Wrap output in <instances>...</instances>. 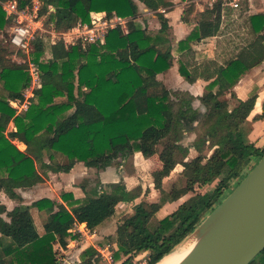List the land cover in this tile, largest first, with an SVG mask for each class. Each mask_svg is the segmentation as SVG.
<instances>
[{
  "label": "trees",
  "instance_id": "obj_1",
  "mask_svg": "<svg viewBox=\"0 0 264 264\" xmlns=\"http://www.w3.org/2000/svg\"><path fill=\"white\" fill-rule=\"evenodd\" d=\"M7 1L0 0L1 31L12 23L3 7ZM16 1L24 8L34 0ZM38 1L40 15H47L45 26L57 32L67 31L79 20L89 22L91 12L106 11L127 18L128 33L117 27L109 31L104 44L86 47H67L60 41L52 46L49 59L44 58L42 38L37 37L32 56L40 68L42 86L22 112L10 100L25 99L31 77L28 64L14 61L12 55H26L15 50L10 37L0 40V87L8 93L7 98L0 96V193L19 203L12 209L0 203V264H63V251L81 236L75 230L77 224L86 223L90 230L101 232L114 219L115 233L100 244L116 245L115 261L134 264L135 258L147 253V264H158L221 203L231 183L238 181V185L264 155V148L249 138L252 122L264 119L263 111L249 120L258 88L245 99H238L234 92L241 78L264 62V10L251 12L249 0H240V16L231 19L223 13L224 0L203 3L202 10L194 0H183L189 4L181 19L190 30L174 47L165 14L174 8L173 0H140L157 15L161 24L157 31L136 20L141 13L137 0ZM209 38H216L215 59L196 61L194 45ZM174 50L186 81L209 82L199 97L207 109L203 114L193 106L191 93L172 96L158 79L173 66ZM200 122L206 129L203 145H195V157L179 161L180 136ZM11 123L14 128L9 130ZM15 141L26 148L20 149ZM136 152L159 154L162 168L156 175L161 180L181 162L185 183L178 179L165 190L160 181L162 197L156 202H136L141 187L129 190L116 183L111 191L83 197L67 191L61 200L44 197L23 204L18 190L43 183L48 170L68 173L78 162L106 169ZM196 180L204 189L199 201L181 203L164 214L166 203L197 190ZM215 181L217 186L208 190ZM122 204H130L128 210H120ZM32 209L38 211L43 233ZM80 256L79 264H103L94 246ZM249 264H264V250Z\"/></svg>",
  "mask_w": 264,
  "mask_h": 264
},
{
  "label": "rangeland",
  "instance_id": "obj_2",
  "mask_svg": "<svg viewBox=\"0 0 264 264\" xmlns=\"http://www.w3.org/2000/svg\"><path fill=\"white\" fill-rule=\"evenodd\" d=\"M254 1H255V4L257 3V5H255V7H251L252 11H258V9H260V10L264 9V0H254ZM137 2H141V1L137 0ZM141 3H143V2H141ZM180 3L183 4V7H186L189 4L188 1H180ZM203 3H207V2L205 0H203V1L200 0V4L202 5ZM41 5H42V3L40 1L34 0L31 7H34V9H39V11H40ZM144 5L143 6L141 5V6L147 7L146 5L145 6ZM242 7H243V4L240 1V7H238V8H231V7L226 8L224 10L225 15L230 14L231 16L229 18L235 19V18L240 16V11H241ZM199 10H201V9H199ZM150 11H152V10H150ZM145 13H146V11L141 9V14H139V16L137 17V21L141 25H143V27H146L148 30L149 29H151L153 31L157 30L161 26L158 17H157V19H155L153 17L148 18V17H146L147 15H145ZM43 18H44V22L46 23L47 15H43ZM224 19L227 20L228 17H226ZM12 25H13V23H11V25L8 26L5 31L0 30V38L3 37V39H4V37H5L6 40L9 39L10 30H11ZM170 35L171 36L173 35L172 30H169V37H170ZM175 39L176 38H174V36H173V39H171V41L173 40L172 42H174ZM215 44H216L215 40H208L207 43L204 46H202V48H200V50H199L200 54L203 53L205 55H208V54L215 55V53L213 54V52H214L213 47ZM46 51L47 52H45L44 58L49 59L51 57V51L49 48L46 49ZM123 53L127 54V52H125V51H123ZM30 58L32 59V55H30ZM12 59H15V60L18 59L22 62V58L19 55H13ZM165 87L172 93V96H174L176 92L184 91L181 88V85L176 84V83L171 84V85H166ZM0 96L4 97V98L8 97V93H6L2 89V87H0ZM228 97H229V94H228ZM58 100H62V98H58ZM198 103H201V101L198 102L195 99L193 101V106L197 105L196 108L202 114L205 113L207 110L205 105H203L201 103V106H199ZM11 128H12V125L10 124L8 126V129L10 130ZM205 132H206V129L202 126V122H200L196 125L195 129L185 131L180 136V139L178 142H179V144L182 145V147L177 152V158L179 161L193 158L198 154V150H197L198 144H200V143L202 144V139L204 138ZM195 145L197 146V148ZM162 146H163V144L159 146V149H161ZM204 148H206V145H204ZM206 152L208 154L211 153V151H208V150H206ZM144 157L146 160L141 159V158L140 159L136 158V154H132V155H129L127 157H120L113 165H111V167L113 166V171H114L113 172V178L103 176L102 170L96 169V168L95 169H89V170L83 169V173L80 174V176L76 177V182H74L73 180L72 181L66 180V179L64 180V179H61L60 177H55V178L49 177L48 178L49 182H47L45 180V183H43V184H46L44 186L45 192L44 193L41 192L39 196H42L44 194H48L51 197L61 198V195L65 192V189L68 188L69 187L68 185L71 184L70 188H73L75 194L78 197H80V196H84L86 193L93 194L95 191H111L114 184L121 183V184L125 185L126 188L129 190L134 189L136 187H141L142 193H141V196L136 199V202H139V201L156 202V201H159L162 197L161 189L158 186L160 181L162 182V187L165 190H169L172 183L176 182L178 179H181V182L185 183V181H186L185 178H182V176H181V173H182V170L184 167L181 162H179V164H177V166L172 171L170 176L165 177L161 180L156 175V172L162 168V162L159 158V154L155 153V154H152L151 156H145L144 155ZM148 158H153V162H149V161L147 162ZM255 162H257V159L253 160L251 165H253ZM52 173H54L55 175L59 174V172L54 171V170ZM45 174H46V172L44 173V175ZM217 183L218 182L215 181V183H213L211 186H209V189L213 190L217 186ZM237 183H238V181H233L231 183L230 188L225 192V195L229 194L235 188ZM196 187H197V190L195 191V193H190L189 196H187V198L189 197L188 202H195V201L198 202L199 201L200 195H201V193H203L204 189L202 188V185H196ZM46 189H47V191H46ZM27 197H29V200H28L29 202L36 198V197H32V196H27ZM13 203H14V205L17 204L15 201H13ZM129 206H130V204H122V205H120L119 209L122 210L125 208L126 210H128ZM34 215H35V218H36V221H37V224L39 226L40 231H43L39 217L35 213H34ZM116 220L117 219H114L107 227L103 228L101 230V233H99V231H97L96 235L93 238L91 237V238L87 239V237H84L83 240H80L79 245L78 244L71 245L68 248V250L66 251L65 256H64V259L69 261L70 263H64V264H79V262L81 261L80 255H81L83 250H85L86 248H88L90 246L96 247L95 245L100 244V241H104V237L106 235L115 233L116 227H117V221ZM92 231H94V230H92ZM87 233H89V231H87ZM189 237H187V239ZM91 243H95V245H93ZM100 246H103V245L100 244ZM100 246L98 245L97 248H100ZM139 259H141L140 261H142V259H144V256H142V254H141L140 256L135 258L134 263L136 262L138 264L140 262ZM103 264H107V263L105 261H103Z\"/></svg>",
  "mask_w": 264,
  "mask_h": 264
},
{
  "label": "crops",
  "instance_id": "obj_3",
  "mask_svg": "<svg viewBox=\"0 0 264 264\" xmlns=\"http://www.w3.org/2000/svg\"><path fill=\"white\" fill-rule=\"evenodd\" d=\"M9 1H12V0H8L7 2H9ZM173 1L175 3L174 8L172 10L166 12L165 14H166V16L169 19V30H172V33H173L172 36L170 35L169 39H170L171 44L175 47V45H177L179 40L182 39L189 32L190 28L184 22H182V19H181V16H182V13H183V10H184L185 7H183V4L180 3V1H183V0H173ZM194 1L197 4V7L202 10L203 9V6H202L203 4L202 5L200 4V0H194ZM206 2H208V1H206ZM138 4H139V7H140V10L142 9V10L146 11V13H145V15H147L146 17H148V18L153 17V18L157 19V15L154 14V12L150 11L147 7H142L144 5L143 3L138 2ZM255 5H257V3L255 4L254 0H249V9H250L251 12H259V11H263L264 10V9H261V10L258 9V11H252L251 7H255ZM136 20H137V18H136ZM159 29H160V27L157 30H159ZM149 30H151V29H149ZM157 30H155V31H157ZM10 32H11V30H10ZM173 36H174V38H176L174 40V42H172L173 40L171 41V39H173ZM2 39H3V37L0 38V40H2ZM208 40H215L216 41V38H209L206 41H203V42H201L199 44H195L194 45L196 61L202 62L206 58L215 59V55H211V54L205 55L203 53L200 54V52H199L200 48H202V46H204L207 43ZM213 51H214L213 52V54H214L215 51H216V44L213 47ZM173 53H174V56L176 58L175 61H174L173 66L170 69H168L166 72L159 74L158 75V79L160 81H162L165 86L166 85H171V84H174V83L180 84L181 88L184 91H188L189 93H191L195 97L196 101L200 102L199 97H201L204 94V92L206 91V86L208 85L209 82L206 81L203 78H199L194 83H190V82L186 81L180 75L179 70H178V63H177L178 55H177L175 50H174ZM13 60L18 62V63H20L19 62L20 60H18V59H16V60L13 59ZM256 87L258 88V98L256 100L254 109H253L252 113L249 116V120L250 121L253 120V117L255 115L262 114L263 111H264V62H262L260 65H258L256 67L252 68L245 76H243L241 78V80L238 82V84L234 87V92L236 93V96H237L238 99H245L248 96V94L251 92V90L256 88ZM198 105L201 106V103H198ZM194 106H195V108L197 107V105H194ZM11 125H12L11 129H13L14 128L13 123H11ZM249 138L258 147L264 148V119L256 121V122H252V130H251V132L249 134ZM15 142H16V144L18 145V147L20 149L24 150L26 148L25 144L20 143L18 141H15ZM135 154H136V158L145 159V157H144V155L142 153L136 152ZM148 161L149 162H153V158H148L147 162ZM83 169L89 170V169H95V168L87 167L83 163L78 162V163H76L74 165V168L68 173L59 172L58 175H55L54 173H52L53 170H48L46 172V174L44 175V177H45V180L47 182H49L48 181L49 177H53V178L60 177L61 179H64V180L65 179L66 180H70V181L73 180L74 182H76V177L80 176V174L83 173ZM101 170H102V175L103 176H106V177H109V178H113V172H114L113 171V166L112 167L110 166V167H108L106 169H101ZM43 183H45V181ZM43 183L37 184V185H35V186L31 187V188H25V189H19L18 190L19 193L23 197L24 205H27V204L31 205L34 201H36L38 199H41V198H44V197H49V198H52V199L61 200V198L51 197L48 194H44L42 196H39L41 192H43V193L45 192V190H44L45 187L44 186L46 184H43ZM213 183H215V182H213ZM195 184L200 185L199 180H196ZM212 184H210L209 186H211ZM68 186L69 187L65 189V192L72 191L75 194L74 189L70 188L71 184L68 185ZM209 186L207 187L208 190H210ZM46 191H47V189H46ZM190 193H195V192H190ZM189 194L183 196L182 198H180L179 200H177L175 202L166 203L164 205V209H163L164 214L165 213H171L181 203L188 202L189 197L187 198V196H189ZM27 196H32V197H36V198L29 202L28 201L29 197H27ZM75 196L78 197L76 194H75ZM80 197H83V196H80ZM13 201L14 200L10 199L5 193H3V192L0 193V203L5 204L8 209H12V208H14L15 206H17L19 204L17 201H15L17 204L14 205ZM34 210L32 211L34 218H35L34 213L37 214V216L39 217L38 211L36 209H34ZM35 220H36V218H35ZM40 222H41V220H40ZM36 223H37V221H36ZM41 226H42V223H41ZM38 228H39V226H38ZM77 228L80 229V231H79V233H81L80 239L78 238L76 240H72L70 242V244L68 245V248L71 245H75V244L79 245L80 244V240H83L84 237H87V239L91 238V237L93 238L96 235V232H97L96 229L94 231L88 229L87 226H86V223L78 224ZM39 231H40V229H39ZM87 231H89V233H87ZM40 232L43 233L44 230L40 231ZM99 233H101V232L99 231ZM91 244L95 245V243H91ZM108 244L109 243H107L106 245H108ZM98 245L100 246V244L95 245L96 248H97ZM111 246L112 247H116L115 244H111ZM100 247H103V246H100ZM68 248L63 251V255H62L63 264L64 263H70L69 261L64 259L65 253L68 250ZM146 255H148V254L147 253L142 254V256H146ZM115 263L119 264V262H115ZM107 264H109V263H107Z\"/></svg>",
  "mask_w": 264,
  "mask_h": 264
},
{
  "label": "water",
  "instance_id": "obj_4",
  "mask_svg": "<svg viewBox=\"0 0 264 264\" xmlns=\"http://www.w3.org/2000/svg\"><path fill=\"white\" fill-rule=\"evenodd\" d=\"M220 214L178 264H249L264 250V155L192 234Z\"/></svg>",
  "mask_w": 264,
  "mask_h": 264
},
{
  "label": "built area",
  "instance_id": "obj_5",
  "mask_svg": "<svg viewBox=\"0 0 264 264\" xmlns=\"http://www.w3.org/2000/svg\"><path fill=\"white\" fill-rule=\"evenodd\" d=\"M206 1L214 2L216 0ZM3 7L7 13L8 19L13 23L10 32V42L17 51L23 52L26 55V58L20 56L18 53H15L14 55H19L22 58V62L19 61L20 63L28 64V71L31 77L30 84L24 92L25 99L22 101L10 100V104L16 108L18 112L27 110L31 103V99L35 96V91L42 86L40 68L34 62L33 56L32 59L30 58L33 51L32 43L37 37L42 38L45 50L49 48L51 51L52 46L60 41L67 47L76 45L86 47L91 44H104L109 31L117 27H121L125 33H128L129 20L116 13L110 15L106 11L91 12L89 22L79 20L67 31L57 32L54 29H49L45 26L44 18L40 15L39 9H34V7L31 6L20 8L16 0L3 3ZM228 7H240V0H224V14V10ZM77 225L75 230L80 231V229L77 228ZM97 249L102 256L103 261L109 264H116L113 257L114 247H112L111 244ZM140 260L141 259H139V261ZM147 261L148 255L144 256V259L138 264H147ZM134 264L137 263L135 262Z\"/></svg>",
  "mask_w": 264,
  "mask_h": 264
},
{
  "label": "bare ground",
  "instance_id": "obj_6",
  "mask_svg": "<svg viewBox=\"0 0 264 264\" xmlns=\"http://www.w3.org/2000/svg\"><path fill=\"white\" fill-rule=\"evenodd\" d=\"M221 214L213 220L206 222L199 230L192 234L186 241L176 247L174 251L166 255L158 264H178L184 259L203 239L209 230L215 225Z\"/></svg>",
  "mask_w": 264,
  "mask_h": 264
}]
</instances>
